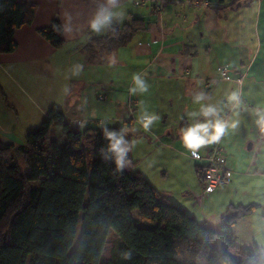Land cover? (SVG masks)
I'll return each instance as SVG.
<instances>
[{"label": "trees", "instance_id": "obj_1", "mask_svg": "<svg viewBox=\"0 0 264 264\" xmlns=\"http://www.w3.org/2000/svg\"><path fill=\"white\" fill-rule=\"evenodd\" d=\"M209 1L204 7H213ZM251 1L232 0L228 6ZM158 2L156 12L161 11ZM35 11L31 1L0 0V53L16 48L15 30L30 24ZM148 23L138 17L116 21L114 31L90 41L117 46ZM37 32L56 48L63 44V27L56 17ZM217 77L229 79L228 73V78L219 72ZM127 124L108 127L119 130ZM53 126L60 127L63 143L53 137ZM107 143L100 124L78 130L56 107L48 109L39 127L26 132L23 144L0 140V264H101L110 230L115 238L109 264H264L257 244L241 246L234 233L235 224L252 213L256 203L229 204L218 227L212 228L133 171L131 152L130 166L117 171L101 154ZM194 172L203 184L202 166L196 164ZM215 238L227 251L211 247Z\"/></svg>", "mask_w": 264, "mask_h": 264}, {"label": "crops", "instance_id": "obj_2", "mask_svg": "<svg viewBox=\"0 0 264 264\" xmlns=\"http://www.w3.org/2000/svg\"><path fill=\"white\" fill-rule=\"evenodd\" d=\"M26 1L36 4L34 18L30 24H24L15 30L13 38L17 44L16 48L12 52L0 53V97L6 103L0 106V130L4 134L12 136L19 132L22 135L29 131L22 128V124L26 123L22 122L26 116L19 117L23 107L20 99L16 98L19 92L25 91L20 84L23 75L28 76L29 80L35 77L38 82L37 76L41 74L43 67L53 65L55 59L63 58V55L69 58L70 68L78 63L84 65L80 77L69 78V91L78 90L76 100L69 105V107L73 105L72 108L66 109V114L62 112L63 109L58 108L66 121L91 117L108 118L115 122L107 126L128 122L127 135L131 141L136 140L140 146L146 148L148 150L146 153L154 149L146 139L169 140L168 145L174 148L173 144L179 140L180 129L190 123L188 113L199 108V105L192 101L193 93L203 91L210 97L205 103L216 104L224 113L225 108L230 110L226 95L235 89L228 83L229 79L218 78L217 72L225 60L234 62L233 47L236 42L227 41L226 37H222L221 41L219 40L221 38L212 37L211 34L213 29L219 31L220 28L229 27L230 17L237 13L233 11L240 8H230L228 5L232 0H215L216 2L211 0L213 7L210 8L190 5L185 2L186 0H169L163 4L160 12L154 9L157 0H149L142 4L122 0L120 8L117 9L123 13V19L119 20V23L129 22L133 17L142 18L149 23L125 43L113 47L96 45L90 41L91 38L106 34L97 36L88 29V20L94 11L93 0ZM54 17L61 23L64 37L63 44L57 48L37 32L38 28L48 25ZM66 27H70L71 32H66ZM63 47L64 53L61 50ZM113 54L117 61L115 65L121 69V75L114 84L109 77L110 70L113 72L115 67L109 63V58ZM235 71L240 72L237 69ZM136 73L146 74L145 79L149 84L147 93L129 94L128 90L133 84L132 77ZM126 75H129V78H126L128 80L124 79ZM238 75L242 76L241 73ZM102 89L105 97L98 98L97 93ZM106 92L112 93L109 100H106L108 97ZM219 98L222 99L221 103ZM129 99L134 100L130 106L127 104ZM11 109L15 111V118ZM145 110L160 116L148 132H145L139 123V117ZM242 113L243 111H240V114ZM233 118L239 120L238 127L232 130L236 132L242 127L244 117L238 115ZM10 122L11 124H8ZM212 145H206L198 153L203 155ZM223 152L227 165L234 170V163L227 157L224 149ZM186 154L190 157V152ZM134 160L138 163L140 158ZM140 172L146 177L144 172ZM233 175L231 174V181ZM154 180L161 185L156 177ZM229 184L221 186L228 187ZM199 185L203 189V184ZM163 186L162 189L154 187L170 199L172 196L170 191L163 189ZM190 193L192 194V191ZM194 196L201 198L204 195L201 191V195H192ZM179 200H182L183 204L187 203L183 194L179 195ZM229 204L227 203L220 218ZM188 208L186 207L187 210Z\"/></svg>", "mask_w": 264, "mask_h": 264}, {"label": "rangeland", "instance_id": "obj_3", "mask_svg": "<svg viewBox=\"0 0 264 264\" xmlns=\"http://www.w3.org/2000/svg\"><path fill=\"white\" fill-rule=\"evenodd\" d=\"M234 12L237 13L230 17L227 29L220 28L219 31L213 29L211 34L212 37L221 38L219 39L221 41H223L222 37H226L227 41L234 40L236 42L233 47V50H235L234 62L225 60L222 64L226 67L228 73V83L232 88L242 90L243 103L236 111L244 117V123L236 132L229 130L218 142L226 151L227 157L234 163V170L231 167L232 172H234L232 173L234 175L231 183L228 187L219 186L201 198L192 197L194 194L201 195L202 188L196 178L194 164L201 165L202 161L190 158L186 154L188 151L183 148L180 139L173 144L174 148L168 145L169 140L146 139V142L149 141L152 144L151 147L154 148L153 151L148 153L145 152L148 150L144 149L142 145L140 146L139 142L136 143L131 154L133 159L140 158V160L133 166L132 170L144 172L147 179L152 183L151 185L155 187L162 189L164 185L163 189L170 191L172 195L170 200L174 204L182 208L185 207L184 209L192 217L205 221L212 228L218 227L220 215L224 212L227 203H257L259 206L252 213L237 222L234 226V233L237 243L241 246H251L256 243L260 256L264 258V134L260 133L253 112V109L257 107H264V0H252L249 4L241 5ZM222 22L225 24L223 20ZM64 49L65 47L61 49L63 53ZM63 56V58L59 57L58 60L55 59L53 65L43 67L41 74L36 75L38 82L35 77L29 80L28 76L23 75L24 78L20 84L25 91L20 89L22 91L17 94L16 98L20 99L23 107L19 117L26 116L25 120L22 121H26L22 124L24 131L39 127L46 112L52 106L63 109L62 112L65 114L66 109L72 108L73 105L70 107L69 105L76 100L78 90L72 89L67 94L63 92L65 85L69 89V78L74 77L71 75L69 58ZM114 66V71L112 72L111 69L109 73L113 84L121 75L120 66ZM236 69L240 72L235 71ZM239 73L242 76L238 75ZM80 75L76 77L78 78ZM31 76L32 74L30 78ZM126 78H129V75L124 76V79L128 80ZM125 80L124 83H126ZM24 92L25 94H23ZM99 94L102 96L100 98L105 97L103 89L97 93V97ZM106 94L108 96L106 100H109L112 93L106 92ZM133 102V99H129L127 101L128 106ZM221 102L222 99H220ZM1 105L4 106L6 103L0 97ZM10 111L13 112L12 116H14L15 111L13 109ZM225 111L226 113H223L227 116L235 117L232 108L230 110L225 108ZM240 111H243V113L240 114ZM82 120L87 121L86 126L90 123L100 124L101 121L106 125L115 123L108 118L91 117L74 118L68 123L73 128L83 130L86 126L81 128L77 125ZM8 124H11V122ZM52 131L55 140L63 143L65 139L61 134L60 127L53 126ZM24 133L21 135L19 132H15L12 136H8L0 130V139L14 144H23ZM133 139L135 138L133 137ZM154 177L161 182V185L154 180ZM190 191H192V194ZM180 194L186 197V204L179 200ZM186 207H189L188 210ZM133 216L136 217V212L133 213ZM79 231L80 224L77 226L72 247L75 246L78 240ZM114 238L115 235L110 230L101 254V264H109ZM211 247L220 252L227 251L224 243L219 238H215L211 242Z\"/></svg>", "mask_w": 264, "mask_h": 264}, {"label": "clouds", "instance_id": "obj_4", "mask_svg": "<svg viewBox=\"0 0 264 264\" xmlns=\"http://www.w3.org/2000/svg\"><path fill=\"white\" fill-rule=\"evenodd\" d=\"M94 11L88 20V29L90 33L97 36L105 34L113 29L114 21L123 19V13L117 11L120 8L122 0H93ZM70 27H66V32H71ZM115 55H111L109 63L111 66L116 64ZM84 69L83 64H75L71 68V75L79 76ZM145 75L136 73L132 77L133 84L129 88L130 95L138 93L143 94L149 91V84ZM68 86L65 85L63 92L67 94ZM241 89L230 91L226 95L227 104L233 110V116H238V110L243 101L241 98ZM210 97L203 91H197L192 94V101L199 105L198 110L188 113L190 123L180 129L179 139L183 148L190 152L193 157L198 158V152L201 148L209 144L218 143L229 130H235L239 125V120L227 116L223 110L213 103H205ZM256 116L255 123L261 134H264V107L253 109ZM160 119L155 113L143 111L139 117V123L145 132L151 130L153 124ZM87 124L86 120L79 123L81 128ZM101 132L104 139L108 142L106 147L101 149V154L105 160H112L117 171H123L125 167L130 166L131 160L129 153L136 145V141H130L126 138L127 128L120 127L119 130L110 129L103 121L100 123ZM128 255V254H126Z\"/></svg>", "mask_w": 264, "mask_h": 264}, {"label": "built area", "instance_id": "obj_5", "mask_svg": "<svg viewBox=\"0 0 264 264\" xmlns=\"http://www.w3.org/2000/svg\"><path fill=\"white\" fill-rule=\"evenodd\" d=\"M135 3L144 2L145 0H133ZM157 10L160 11L163 8V4L169 0H157ZM193 5L201 4L203 6L209 5V0H191ZM219 74L222 78L227 77V70L225 66H220L218 68ZM102 97L101 94L98 98ZM80 123V122H79ZM79 123L77 125H79ZM91 124V123H90ZM190 157L195 160L202 161V172H203V195L211 193L216 188L223 184H229L231 181L232 170L227 165V160L223 152V148L219 143L213 144L203 155L198 153V158L193 157L190 153Z\"/></svg>", "mask_w": 264, "mask_h": 264}]
</instances>
